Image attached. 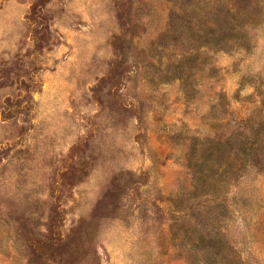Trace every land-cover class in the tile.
Returning <instances> with one entry per match:
<instances>
[{"label": "rangeland", "instance_id": "374dc122", "mask_svg": "<svg viewBox=\"0 0 264 264\" xmlns=\"http://www.w3.org/2000/svg\"><path fill=\"white\" fill-rule=\"evenodd\" d=\"M0 264H264V0H0Z\"/></svg>", "mask_w": 264, "mask_h": 264}]
</instances>
